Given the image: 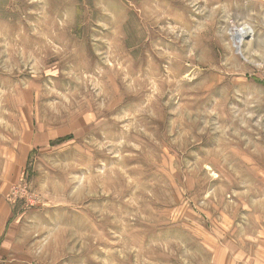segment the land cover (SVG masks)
<instances>
[{"label": "rangeland", "instance_id": "rangeland-1", "mask_svg": "<svg viewBox=\"0 0 264 264\" xmlns=\"http://www.w3.org/2000/svg\"><path fill=\"white\" fill-rule=\"evenodd\" d=\"M261 227L264 0H0V264H264Z\"/></svg>", "mask_w": 264, "mask_h": 264}, {"label": "bare ground", "instance_id": "bare-ground-1", "mask_svg": "<svg viewBox=\"0 0 264 264\" xmlns=\"http://www.w3.org/2000/svg\"><path fill=\"white\" fill-rule=\"evenodd\" d=\"M233 33H234L233 34L234 44H235V47H237L239 51L242 50L241 46H242L246 36L248 34H253L252 28L250 27V25L249 26L243 25L240 28L235 29Z\"/></svg>", "mask_w": 264, "mask_h": 264}, {"label": "crops", "instance_id": "crops-1", "mask_svg": "<svg viewBox=\"0 0 264 264\" xmlns=\"http://www.w3.org/2000/svg\"><path fill=\"white\" fill-rule=\"evenodd\" d=\"M252 33H253L252 40H250L251 43H253L257 37L255 36L257 34V31L255 30V28L254 29L252 28ZM261 233H262L263 262H264V227H261Z\"/></svg>", "mask_w": 264, "mask_h": 264}, {"label": "water", "instance_id": "water-1", "mask_svg": "<svg viewBox=\"0 0 264 264\" xmlns=\"http://www.w3.org/2000/svg\"><path fill=\"white\" fill-rule=\"evenodd\" d=\"M247 37H249V36H247Z\"/></svg>", "mask_w": 264, "mask_h": 264}]
</instances>
